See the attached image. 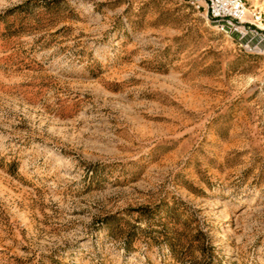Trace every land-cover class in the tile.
Returning a JSON list of instances; mask_svg holds the SVG:
<instances>
[{"label":"rangeland","instance_id":"rangeland-1","mask_svg":"<svg viewBox=\"0 0 264 264\" xmlns=\"http://www.w3.org/2000/svg\"><path fill=\"white\" fill-rule=\"evenodd\" d=\"M238 39L186 0H0V264H264V0Z\"/></svg>","mask_w":264,"mask_h":264},{"label":"built area","instance_id":"built-area-1","mask_svg":"<svg viewBox=\"0 0 264 264\" xmlns=\"http://www.w3.org/2000/svg\"><path fill=\"white\" fill-rule=\"evenodd\" d=\"M198 10H204L205 15L220 30L246 39L259 35L262 22V12L248 9L244 0H186Z\"/></svg>","mask_w":264,"mask_h":264}]
</instances>
